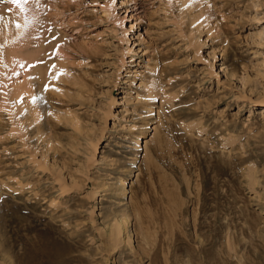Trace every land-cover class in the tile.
I'll return each instance as SVG.
<instances>
[{
	"label": "rangeland",
	"instance_id": "rangeland-1",
	"mask_svg": "<svg viewBox=\"0 0 264 264\" xmlns=\"http://www.w3.org/2000/svg\"><path fill=\"white\" fill-rule=\"evenodd\" d=\"M24 3L0 0V264H264V0Z\"/></svg>",
	"mask_w": 264,
	"mask_h": 264
},
{
	"label": "bare ground",
	"instance_id": "bare-ground-1",
	"mask_svg": "<svg viewBox=\"0 0 264 264\" xmlns=\"http://www.w3.org/2000/svg\"><path fill=\"white\" fill-rule=\"evenodd\" d=\"M10 1H12V0H10ZM28 2H30V0H28ZM13 3V2H12ZM15 4V3H14ZM29 4V3H28ZM20 5V7H21V10L20 11H24V12H28L29 11V9H30V6L29 5H25V3L23 2L22 3V5L21 4H19ZM15 12H17V10L15 11ZM24 12H22L23 14H24ZM18 14H19V12H17ZM22 14V15H23ZM27 17V16H26ZM31 18H33V16L31 17ZM36 19V18H35ZM4 21V20H3ZM16 21V20H15ZM17 21H18V19H17ZM3 23V22H2ZM18 25H19V23H17ZM16 24V25H17ZM32 24V23H31ZM14 27V26H13ZM15 28V27H14ZM7 33H9V32H7ZM8 35V34H7ZM16 37V36H15ZM139 140V139H138ZM139 142H137V144H138ZM136 144V145H137ZM140 146V145H139ZM138 146V147H139ZM128 179V178H127ZM121 182V181H120ZM125 180H124V182H122V183H120V190H121V192H124L125 191V189H124V186H126L125 185ZM128 183V182H127ZM129 184V183H128ZM122 195H123V193H122Z\"/></svg>",
	"mask_w": 264,
	"mask_h": 264
},
{
	"label": "snow or ice",
	"instance_id": "snow-or-ice-1",
	"mask_svg": "<svg viewBox=\"0 0 264 264\" xmlns=\"http://www.w3.org/2000/svg\"><path fill=\"white\" fill-rule=\"evenodd\" d=\"M13 3L21 4L22 2H26V0H12Z\"/></svg>",
	"mask_w": 264,
	"mask_h": 264
}]
</instances>
